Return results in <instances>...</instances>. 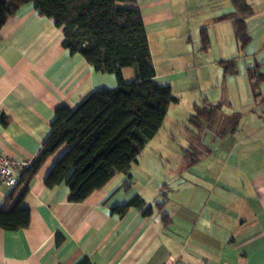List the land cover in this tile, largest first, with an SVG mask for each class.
<instances>
[{
  "label": "crops",
  "instance_id": "crops-1",
  "mask_svg": "<svg viewBox=\"0 0 264 264\" xmlns=\"http://www.w3.org/2000/svg\"><path fill=\"white\" fill-rule=\"evenodd\" d=\"M117 4L140 10L153 80L170 86L178 102L168 108L128 173L113 176L82 202L69 201L64 182L51 189L44 184L65 147L51 155L22 200L30 212L28 227L0 229V264H77L84 257L91 264H264V103L254 99L248 80L251 93L240 103L234 96L211 129L185 124L194 105L220 104L209 96L187 103V114L179 112L181 99H190L193 79L207 78L204 69L242 62L233 55L243 47L231 20H219L234 11L230 0ZM255 12L252 6L246 19L252 62L243 64L245 73L256 64L264 73V15ZM216 29L224 32L219 43L212 38ZM62 40L61 29L31 4L0 30V154L24 166L49 135L56 108L74 109L91 92L117 85L114 74L95 71L78 53L70 54ZM122 76L133 80V68H122ZM258 91L264 96V80ZM232 113L240 114L237 126L218 134L223 115ZM194 152L199 161L188 167L185 154ZM162 161L165 176L151 165ZM10 191L0 186V205ZM134 196L143 199L141 207L123 215L111 211ZM148 206L150 213L144 214Z\"/></svg>",
  "mask_w": 264,
  "mask_h": 264
},
{
  "label": "trees",
  "instance_id": "trees-1",
  "mask_svg": "<svg viewBox=\"0 0 264 264\" xmlns=\"http://www.w3.org/2000/svg\"><path fill=\"white\" fill-rule=\"evenodd\" d=\"M118 2L133 0H0V30L22 7L31 4L39 15L52 19L61 29L62 46L70 54L78 53L95 71L112 73L117 81L116 87L91 92L74 109H55L49 135L28 165L18 170L15 187L0 205V229L18 231L28 227L30 212L22 206V200L36 173L60 147L65 149L45 175L44 184L51 189L64 182L69 201L82 202L113 176L128 173L146 143L159 131L168 108L178 102L170 86L153 80L155 70L140 10L118 6ZM230 2L234 11L221 15L219 20H231L235 37L244 47L250 40L246 19L252 7L247 0ZM202 32L201 48L206 50L208 37ZM222 64L225 73L234 72V61ZM124 67L133 68V80L124 81ZM259 68L258 64L247 67V76L254 99L264 103L258 91L264 80ZM193 109L188 121L202 131L211 129L221 104L204 101ZM239 115H223L218 134L232 131ZM186 154L188 167L199 161V154ZM143 204V199L134 196L111 211L123 215L130 207ZM150 208L144 214H149ZM77 264L91 263L84 257Z\"/></svg>",
  "mask_w": 264,
  "mask_h": 264
},
{
  "label": "rangeland",
  "instance_id": "rangeland-1",
  "mask_svg": "<svg viewBox=\"0 0 264 264\" xmlns=\"http://www.w3.org/2000/svg\"><path fill=\"white\" fill-rule=\"evenodd\" d=\"M249 1L252 4V6H254V9L256 11L254 13V15H264V0H249ZM257 19L258 18H256L255 20H257ZM223 29H225V28H223ZM223 33H224L223 31H218V29H216V31L214 32V35H212L213 40L214 41L216 40L219 43L220 37H221V39H223V37H224ZM249 42L250 41H248V43L242 48L243 50H240V48H238V50L233 51V55L235 57L237 56L235 58V60L236 61L239 60L237 62H240V61H242V62H240L238 64L235 63L234 64L235 65L234 72L229 73L228 76H225L228 73L224 72V67H222V68L219 67L215 71L216 67L214 66V68H206V69H204L203 72L201 71L202 75L204 77L207 76V78H204V81H203V77H200L199 79H193V82L191 83V89H189L187 91V95L188 94L190 95V99H188V100L181 99L182 104H180V106H179L180 107L179 108L180 114L181 113L187 114V110H186L187 103L190 105L192 102H199L201 100V98L205 95L209 96L210 100L215 102V103L220 102L221 109L223 111H226L231 106V103L233 102L234 96H237V94H238L239 100L236 101V103L237 102L240 103L242 95H246L247 92L251 93V91L248 87V78L246 77L247 72L245 73L243 70V67H242L243 64H251V62H252V61H250V60H252V58L249 57L250 53H248V50H247L250 46L248 48H246L248 46ZM252 54H254V53L252 52ZM208 56H209V58L213 59V58H216L217 55L216 54L212 55L209 52ZM205 74H206V76H205ZM178 118L180 120V118H182V117H178ZM184 121H185V118L183 119V122ZM185 124L187 126L193 127L196 130V127L193 125V123L186 121ZM194 154H196V153L194 152ZM186 155L189 158V155L188 154H186ZM157 161H159V160H157ZM151 165H153L155 167V170H157L160 173H163L164 176L167 173V172H165L167 165L164 164V161L157 162L155 165L153 162V164L151 163Z\"/></svg>",
  "mask_w": 264,
  "mask_h": 264
},
{
  "label": "built area",
  "instance_id": "built-area-1",
  "mask_svg": "<svg viewBox=\"0 0 264 264\" xmlns=\"http://www.w3.org/2000/svg\"><path fill=\"white\" fill-rule=\"evenodd\" d=\"M24 167L23 163L15 162L0 154V186L13 189L18 179V169Z\"/></svg>",
  "mask_w": 264,
  "mask_h": 264
}]
</instances>
